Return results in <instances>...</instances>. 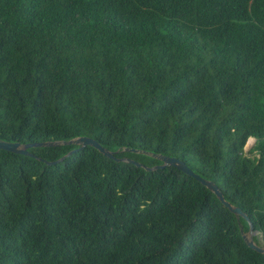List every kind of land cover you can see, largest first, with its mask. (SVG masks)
Here are the masks:
<instances>
[{"label":"trees","instance_id":"trees-1","mask_svg":"<svg viewBox=\"0 0 264 264\" xmlns=\"http://www.w3.org/2000/svg\"><path fill=\"white\" fill-rule=\"evenodd\" d=\"M80 136L0 149V264H264V0H0V140Z\"/></svg>","mask_w":264,"mask_h":264},{"label":"water","instance_id":"water-1","mask_svg":"<svg viewBox=\"0 0 264 264\" xmlns=\"http://www.w3.org/2000/svg\"><path fill=\"white\" fill-rule=\"evenodd\" d=\"M56 145H76V146H78L77 149L83 148L85 146H92V147L96 148L99 152L103 153L105 156H107L109 158L117 159V158H115L116 152H112V151L107 150L106 148L101 146L95 139H92V138H89L86 136L75 137V138L65 140V141H45V142L28 143V144H20L18 142H7V141L0 140V149L7 150L10 152H14V153H19V154H29V152L27 151V149L29 147L56 146ZM75 150L76 149H72L71 151H69V153L67 155H70ZM125 150H131L133 152H143V151H140L137 149L125 148ZM151 155L160 159L162 161V164L156 165L153 167H146V169L155 170L157 168H163L165 166H174V167L178 168L182 172L194 177L195 179L200 181L201 184H203L209 190H211L217 196V198L236 216H238V217L241 216L244 219L249 221L246 214L243 213L239 207H234L229 202L225 201L222 192L218 189V187L216 186V184L214 182H212L210 180H206V179L200 177L198 174L194 173L183 161L179 160L176 157H172V156H165V155L154 154V153H152ZM122 160H127L129 162L135 163L136 165H140L138 162H135V161L130 160V159L122 158ZM240 231L243 232L242 226H240ZM256 234H257V232L253 230L251 223H249L248 232H246V233L243 232L242 236L250 248L256 250L257 252L264 253V245L257 244L254 241L253 237Z\"/></svg>","mask_w":264,"mask_h":264},{"label":"rangeland","instance_id":"rangeland-1","mask_svg":"<svg viewBox=\"0 0 264 264\" xmlns=\"http://www.w3.org/2000/svg\"><path fill=\"white\" fill-rule=\"evenodd\" d=\"M254 141H255L254 138H249L248 141H247V143H246V145H245L244 150L247 151L252 146V144L254 143ZM258 238H259V241H260L261 238L260 237H258Z\"/></svg>","mask_w":264,"mask_h":264}]
</instances>
